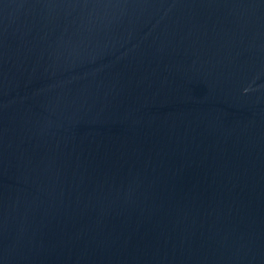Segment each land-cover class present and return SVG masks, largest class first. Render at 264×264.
Instances as JSON below:
<instances>
[{
    "label": "water",
    "instance_id": "obj_1",
    "mask_svg": "<svg viewBox=\"0 0 264 264\" xmlns=\"http://www.w3.org/2000/svg\"><path fill=\"white\" fill-rule=\"evenodd\" d=\"M0 264H264V0H0Z\"/></svg>",
    "mask_w": 264,
    "mask_h": 264
}]
</instances>
